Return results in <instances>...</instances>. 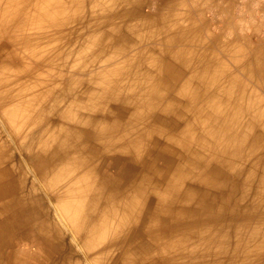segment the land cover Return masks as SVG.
Instances as JSON below:
<instances>
[{
    "label": "bare ground",
    "instance_id": "1",
    "mask_svg": "<svg viewBox=\"0 0 264 264\" xmlns=\"http://www.w3.org/2000/svg\"><path fill=\"white\" fill-rule=\"evenodd\" d=\"M225 37L191 0H0V264H264V95Z\"/></svg>",
    "mask_w": 264,
    "mask_h": 264
},
{
    "label": "crops",
    "instance_id": "2",
    "mask_svg": "<svg viewBox=\"0 0 264 264\" xmlns=\"http://www.w3.org/2000/svg\"><path fill=\"white\" fill-rule=\"evenodd\" d=\"M191 3L193 12L208 21L216 35L237 38L246 52L255 55L256 68L264 70V0H191Z\"/></svg>",
    "mask_w": 264,
    "mask_h": 264
},
{
    "label": "rangeland",
    "instance_id": "3",
    "mask_svg": "<svg viewBox=\"0 0 264 264\" xmlns=\"http://www.w3.org/2000/svg\"><path fill=\"white\" fill-rule=\"evenodd\" d=\"M144 11L145 12H151V11H153V8L152 7H149V6H145L144 7ZM252 56H253V58H254V66H256L257 65V63H256V61H255V56H254V54H252ZM231 64H233V63H231L230 62V66H231ZM13 67V66H12ZM236 66H233V68H232V72L233 73H239L237 70H235L236 68H235ZM256 70H255V72H257L254 76L255 77H252V76H250L249 74H247L246 72H243L242 73V76H243V78H245V80L247 81V79H249L248 81H249V83L251 82V85L248 87V89L249 90H252L253 88H254V86H252V82H253V84H255V82H256V79H257V82H256V85L255 86H257V89L260 91V93H262L263 95H264V84H262V81H264V70L263 69H259V68H255ZM233 70H235V71H233ZM259 74V75H258ZM249 77V78H248ZM253 80V81H252ZM255 80V81H254ZM252 88V89H251ZM127 104V103H126ZM126 104H124V106H123V104H117V103H114L113 104V106L115 107L114 108V113H116V115L118 114L119 116H120V114H121V116L120 117H122V118H125L127 115H129L130 114V112H129V110L131 109V105L128 103L127 105H129V106H127ZM159 104V103H158ZM123 106V107H122ZM125 109V110H124ZM162 108H160V107H158L155 111H154V113H155V115H157V116H163V118H167V119H171V120H177V121H180V120H178V115L176 116L175 114L176 113H166V115H165V112H164V110H163V112H162ZM164 113V114H163ZM123 115V116H122ZM173 116H175V117H173ZM169 117V118H168ZM177 126H179V123H177L176 124V126L175 127H177ZM168 127H169V125H168ZM178 128V127H177ZM176 128V129H177ZM167 129V128H166ZM171 129V128H170ZM2 130V129H1ZM2 135L4 136L5 135V131H3L2 130ZM180 149H179V147L177 148V152H171L170 154H169V157L166 155V156H161V158L160 159H154V157L152 158V159H147L148 157H146V155L142 158V160H140V162H143V160H147V161H149V164L150 163H152V162H156V165H157V168L160 170V171H162L163 172V170L162 169H164V170H166L167 171V169H168V167H167V165H166V161H176L177 163H178V160L179 159H177L176 160V158L178 157V154L179 153H181L180 151H179ZM13 152H14V155L16 156V158L17 159H22V158H24L25 156V153L24 152H22V150L21 149H18V148H15L14 147V149H13ZM121 155V156H120ZM127 156L128 155H126L125 153H122L121 151H117L116 153H114V154H110V155H106L105 156V158H107V157H113V158H119L121 161H123V162H125V165H129V162H130V160L129 159H127ZM177 156V157H176ZM102 158H104L103 156H102ZM170 158V159H169ZM175 159V160H174ZM163 160H165V161H163ZM171 161V162H172ZM175 162V163H176ZM101 163H102V161L100 160V162L98 161V165H101ZM135 163H139V161H137L136 160V162ZM174 164V163H173ZM213 165H215L214 163H212ZM136 165V164H135ZM151 165V164H150ZM160 166V167H159ZM136 172L133 174V176H136L137 174H138V171L139 170H137V168H136V170H135ZM161 174V173H160ZM159 173L157 174L156 172L155 173H151V183H150V185L151 186H154V187H163L164 186V178L162 177V176H164L163 174H161L160 175ZM190 177V175L187 177V178H189ZM129 177L127 176V177H125V180H127ZM28 179H29V182H34L35 180L33 179V176H32V174H30V173H28ZM191 180V179H190ZM194 181H195V179H194ZM193 181V182H194ZM36 182H37V180H36ZM190 183H192V182H190ZM197 183V186L200 188V189H203L204 190V188L206 189V190H208L209 192H218V194H219V200H217V202H218V204H217V202H216V206H219L220 204H222V202L224 201L223 200V198H222V196L224 195V192H223V190L224 189H217V190H213V188H210L208 185H207V183H203L202 182V185H201V182H196ZM198 183H199V185H198ZM206 185V186H204V185ZM38 186V185H37ZM208 186V187H207ZM39 187V186H38ZM40 189H39V192H41L42 194H44V186L43 187H39ZM186 193L187 192H183V194H182V196H180V195H178V197H176V202H175V204H176V207L177 208H179V207H181V203H184V202H180V201H184V200H182V198L181 197H183L184 198V195L186 196ZM193 195H195V197H196V201L195 200H191V202H186V203H189L190 204V206H189V204H186L187 206H189V207H194L195 205H196V203H198V201L200 200V195H201V192H200V194L198 195V194H193ZM147 196V195H146ZM156 196V195H155ZM198 196V197H197ZM251 199L252 198H250L249 199V201L248 202H250L251 201ZM155 200H156V197L154 198L153 196H151V200H150V205L152 206L153 204H154V202H155ZM182 206H184V205H182ZM197 206H195V208H196ZM54 209L55 208H52V210H51V213H52V216H58L59 214L57 213V214H55V212H54ZM180 209H185V208H183V207H181ZM193 209V211H191L192 212V214L194 213L195 214V212H194V208H192ZM190 215H191V213H190ZM60 216V215H59ZM163 216H164V218L162 219V221H160V223H161V225H160V227H161V229H162V233L164 234L166 231H167V229L169 228V227H171V224H169L167 221H168V219H167V216H168V214H167V212H164L163 213ZM65 240H70V238L73 236V234H74V231L72 230V228H70V227H66L65 229ZM71 230V231H70ZM73 232V233H72ZM138 240V242L140 241V239H137ZM166 241V240H165ZM140 243V242H139ZM73 244H74V246H75V248L77 249H75L76 250V254L79 256V254H82V248H81V245L79 244V242H78V240L77 239H75L74 238V240H73ZM78 244V245H77ZM142 244H151L150 243V241L146 238V237H144V238H142ZM152 245V248H154V244H151ZM150 251H152V249H150ZM79 253V254H78ZM149 254V253H148ZM80 258V257H79Z\"/></svg>",
    "mask_w": 264,
    "mask_h": 264
}]
</instances>
